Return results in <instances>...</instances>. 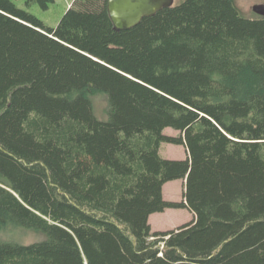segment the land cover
Returning <instances> with one entry per match:
<instances>
[{
	"label": "trees",
	"instance_id": "16d2710c",
	"mask_svg": "<svg viewBox=\"0 0 264 264\" xmlns=\"http://www.w3.org/2000/svg\"><path fill=\"white\" fill-rule=\"evenodd\" d=\"M162 143L187 157L164 159ZM175 180L180 204L162 197ZM171 208L194 219L152 232L149 216ZM8 227L45 237L0 241V264H264V17L180 0L118 31L107 0H73L48 28L0 0Z\"/></svg>",
	"mask_w": 264,
	"mask_h": 264
},
{
	"label": "rangeland",
	"instance_id": "374dc122",
	"mask_svg": "<svg viewBox=\"0 0 264 264\" xmlns=\"http://www.w3.org/2000/svg\"><path fill=\"white\" fill-rule=\"evenodd\" d=\"M18 9L38 19L45 27L55 28L73 0H53L45 2L47 7L38 0H9ZM180 0H174L173 4L179 3ZM237 8L246 18H254L256 15L252 7L258 4H264V0H235ZM107 95L100 93L92 98V110L94 116L100 121L107 120ZM163 134L169 137L177 138L179 133L172 129H165ZM159 154L164 159L182 160L187 157V151L182 145H173L162 143L159 148ZM185 189V180H175L168 182L162 187V197L165 201L174 204L183 202V192ZM194 219V216L187 209L171 208L162 213L152 214L148 223L152 232H162L173 230L186 224ZM44 235L39 232L28 230L22 227H8L0 231V241L6 243H15L19 245H29L44 240Z\"/></svg>",
	"mask_w": 264,
	"mask_h": 264
},
{
	"label": "water",
	"instance_id": "95a60500",
	"mask_svg": "<svg viewBox=\"0 0 264 264\" xmlns=\"http://www.w3.org/2000/svg\"><path fill=\"white\" fill-rule=\"evenodd\" d=\"M174 0H107V12L118 31L136 27L143 18L173 6ZM256 16L264 17V4L254 5Z\"/></svg>",
	"mask_w": 264,
	"mask_h": 264
},
{
	"label": "crops",
	"instance_id": "0c3cea01",
	"mask_svg": "<svg viewBox=\"0 0 264 264\" xmlns=\"http://www.w3.org/2000/svg\"><path fill=\"white\" fill-rule=\"evenodd\" d=\"M151 216V215H150Z\"/></svg>",
	"mask_w": 264,
	"mask_h": 264
}]
</instances>
